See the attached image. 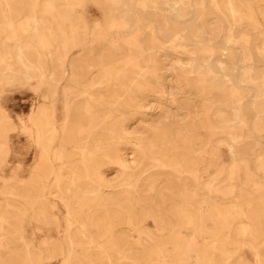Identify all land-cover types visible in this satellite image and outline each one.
<instances>
[{
  "label": "rangeland",
  "instance_id": "374dc122",
  "mask_svg": "<svg viewBox=\"0 0 264 264\" xmlns=\"http://www.w3.org/2000/svg\"><path fill=\"white\" fill-rule=\"evenodd\" d=\"M48 1L0 0V264H264V0H71L67 49Z\"/></svg>",
  "mask_w": 264,
  "mask_h": 264
},
{
  "label": "bare ground",
  "instance_id": "6f19581e",
  "mask_svg": "<svg viewBox=\"0 0 264 264\" xmlns=\"http://www.w3.org/2000/svg\"><path fill=\"white\" fill-rule=\"evenodd\" d=\"M83 1V0H82ZM111 2H114L115 0H108ZM80 5V4H79ZM74 3L71 0H66V7L59 8L56 4V1L49 0L45 4V13L48 15H51V17L58 22L59 26H61L62 33L66 36L65 45L64 47L67 49L68 46L76 44L77 36H78V25L73 22L71 19L73 16V10H74ZM69 22L68 28H64L63 24L64 22ZM45 25V24H44ZM13 30V29H12ZM64 40V39H63ZM74 48V47H73ZM76 48V47H75ZM64 49V48H63ZM72 51V50H71ZM191 52V51H190ZM194 61V60H193ZM180 62V61H179ZM63 63V62H62ZM113 65V64H112ZM243 65V64H242ZM33 66V65H32ZM63 66V65H62ZM178 66V65H177ZM38 69V68H37ZM43 69V68H42ZM123 69V68H122ZM103 70V69H102ZM133 73V72H132ZM119 74V73H118ZM99 75V74H98ZM102 78V77H101ZM247 79H249V75L246 76ZM109 79V78H108ZM137 80V79H136ZM228 80V78H227ZM248 81V80H247ZM231 83V82H230ZM227 85V84H226ZM130 89V88H129ZM231 89V88H230ZM116 90V89H115ZM121 90V89H120ZM264 90V89H263ZM115 92V91H112ZM231 94L235 95L236 92L232 89ZM120 100V99H119ZM175 101V100H174ZM257 108V105H256ZM89 109V108H88ZM259 110V109H258ZM91 111V110H90ZM259 114L257 116V119L255 121V127L258 130L264 129V110H259ZM90 113V112H89ZM101 116V115H100ZM97 118V117H96ZM103 119V118H102ZM117 119V118H116ZM96 121V120H95ZM112 122V121H111ZM97 124V123H96ZM112 124V123H111ZM112 127V126H111ZM117 128V127H116ZM91 129V128H89ZM233 138H237V135L235 133L232 134ZM96 137V136H95ZM232 138V139H233ZM152 145V144H151ZM233 146V145H232ZM74 147V146H73ZM106 148V147H105ZM153 148V147H152ZM97 149V148H96ZM80 151V150H79ZM88 151V150H87ZM144 151V149H143ZM82 152V151H81ZM86 152V151H85ZM145 153V152H144ZM173 155V154H172ZM187 155V154H186ZM90 156V155H89ZM86 160V159H85ZM116 160V159H115ZM179 160V159H178ZM87 163V162H86ZM85 164V163H84ZM83 164V165H84ZM88 165V164H87ZM123 165V164H122ZM153 166V165H152ZM89 167V166H88ZM184 167V166H183ZM143 168V167H142ZM264 168V167H263ZM150 169V168H149ZM152 169V168H151ZM125 173V172H124ZM128 177V176H127ZM232 179V178H231ZM135 182V181H134ZM180 182V181H179ZM101 183V182H100ZM99 183V185H100ZM127 187V186H125ZM181 193V192H180ZM163 194V193H162ZM51 195V194H50ZM163 196V195H162ZM199 197V196H198ZM161 198V197H160ZM237 206L236 204L234 205ZM233 206V207H234ZM240 208V207H239ZM201 212V211H200ZM113 224V223H112ZM206 231V230H205ZM175 238V237H174ZM178 238V237H176ZM180 240V239H179ZM194 241V240H193ZM162 244V243H161ZM188 244V243H187ZM194 244V243H193ZM102 245V244H101ZM189 245V244H188ZM72 247V246H71ZM149 253V252H147ZM173 255V254H172ZM190 255V254H189ZM110 257V256H109ZM121 258V257H120ZM191 258V257H190ZM197 260L200 261L201 254L197 251ZM204 258V257H203ZM187 259V258H186ZM121 260V259H120ZM204 260V259H203ZM135 263V262H134Z\"/></svg>",
  "mask_w": 264,
  "mask_h": 264
}]
</instances>
